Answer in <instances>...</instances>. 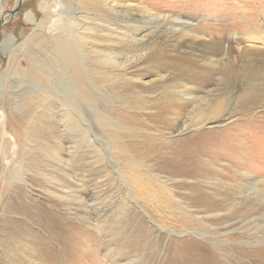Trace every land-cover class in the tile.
Segmentation results:
<instances>
[{
	"label": "bare ground",
	"instance_id": "1",
	"mask_svg": "<svg viewBox=\"0 0 264 264\" xmlns=\"http://www.w3.org/2000/svg\"><path fill=\"white\" fill-rule=\"evenodd\" d=\"M117 4L118 1H111L105 6L108 10H115L114 6ZM18 6L17 4L14 7V11L19 8ZM39 6L44 14V17L39 21L32 10L26 11L24 15L28 22L35 25L34 34L38 36L39 41L34 44V47L36 48L35 51L38 49L41 55L30 57L41 66L38 71H33L29 67L31 62L28 59V64L26 63L29 66L26 67L27 72L25 74L32 77L30 79L36 86L34 87L36 90L30 89L28 92L32 95L33 92H37V89L42 90V93H37L36 101L30 104L31 106L36 107L41 101L46 100L48 105H52L58 110L60 120H63L68 112V107H63L61 100L60 103L52 100L51 95L58 98L54 90H51L53 89L52 84L55 82H57L56 85L64 86L67 91L72 92L77 103L86 102L87 104L90 101L84 98L81 86L85 80L84 77L93 83H97L100 92L106 96L113 97V94L116 95L128 89L129 76L126 72L117 73L114 70L101 67V62L115 64V58L112 55L102 53L99 48L98 45L103 44V42H96L99 35L95 36L92 32L94 24L90 27L93 16L64 0H41ZM1 9L0 0V26L4 23L6 16L17 14V12H12L3 16ZM95 18L93 19L95 20ZM171 20L180 21L182 24L180 26L181 31L185 32L186 35L189 34L188 30L191 26L188 25L189 23L187 24L186 20L178 17L171 18ZM96 21L98 25L106 28L109 34L122 38L126 37L129 31L132 32L128 25H124L122 30L119 29L117 32L116 28L118 27L109 21L105 25V20L102 18H98ZM109 27H114V29L111 30ZM132 35L134 36L133 33H131ZM244 35V37L236 35L235 39L237 41L245 39L252 44L261 43L264 47V29L248 28V30H244ZM13 39V36L6 38L9 43ZM83 41H86L93 57L92 55L86 56L82 51ZM155 55L157 64L155 63L154 69L160 79L163 80L162 74L169 72L174 74L178 71L193 80V82L184 84L178 101L171 100L157 110L152 119L156 127L173 129L176 119L172 121L167 116L181 114L189 106L193 110L201 109L199 122L206 120L205 117L203 118L205 111H203V107L206 106V109L209 108L212 113L210 118L221 116L225 105L222 99L214 102L209 100L210 84L216 82L220 85L230 78L247 83V86L237 95L234 104L240 110L241 117L248 119L241 120L239 117L238 122L234 124H231L228 118L220 121L224 123L210 120L208 125L203 124L205 127L202 125L205 129L203 132L188 134L186 139L178 140V144L174 143L166 148L168 155L165 153L158 155L156 154V142L149 137L143 138L142 136L143 139L141 140L140 135H138L137 137L140 139L137 141L132 138L122 140L123 136L120 137L115 131L116 129H124L128 132L127 136L129 134L134 135L136 133L133 132L136 131V128L141 126L140 117L138 118V114L135 115L132 112L134 107L141 106V101L133 102L124 99L120 103V110L117 113L115 112L111 116L104 114L102 119L103 126L110 127L115 131L116 143L119 142V159L116 160L115 153L113 154L111 146L108 144L105 146L95 142L88 144L81 157L79 155V160L74 162V164L83 163L84 166L88 167L85 170L86 182L82 185V189L74 181L75 177L69 175V173H73L72 167L74 168V165L64 158V153H69L70 156L77 155V149L66 151V147H55V144H50L49 147L42 148L41 157L43 158L41 160L45 157H52L56 161L55 166L36 164L33 167H26L21 161H18L14 163V172L9 170L11 162L4 159L2 166H0L1 175L6 174L11 178L6 182L8 186L13 183L14 185L11 187V196L5 206L4 215L6 217L1 224L0 243L2 248H5L3 252L10 248L13 253L19 251L20 245L24 241H28L26 249H28L29 255L37 258L40 264H42V260L49 262V259L55 258L56 251L41 239L36 238L39 234L37 235L32 230V227L36 226L40 232H46L56 247L61 249L63 259L68 260L71 264H80V257L71 249L75 246V243L70 242L73 239L75 227L69 223L70 217L64 214L58 217L52 212L51 207L46 208L42 203H37L32 195L31 180L33 177L28 178V174L24 172L25 169H29L34 175L46 176L43 178L47 183L44 189L50 195L57 194L62 197L72 194L75 201L77 200L80 204V211L85 215L83 218L91 219L90 214L94 216L92 224H88L94 231L93 234L87 232L90 238L95 236L101 238L107 232L115 233V238L121 242L124 240L135 242L134 248L137 252H140L141 248H145L147 245L151 246L150 251L154 252L153 255H157L163 249L164 257L160 262L161 264H264V248H261L264 247V221H260L261 217L264 218V211L259 215L260 218L249 215L247 219H239L233 223L231 218L233 213L226 212L230 210L224 211L220 208L224 200L208 193L202 185L206 176L214 174L218 176L219 185L233 187L239 190L240 194H247L248 198L255 195L256 201L264 205V177L258 178L250 170L239 169L240 164H248L253 159L249 155L251 147L247 145V142L250 141L244 137L247 134H253L252 129H255L256 132L253 135L259 136L261 142L264 141V55L247 57L224 52L218 58L206 56L187 64H176L169 61L171 57L164 56L163 53ZM17 67H19L18 64ZM135 77L141 80L140 74L130 75V79ZM41 85L44 87L41 88ZM256 85H260L257 91L254 87ZM0 90L2 91V89ZM256 93L260 95L258 100L253 99ZM70 100L72 99L68 98V103ZM111 100L114 101V99ZM24 103H26L25 99L16 101L12 110L23 109ZM255 105L261 110L254 111ZM68 106L70 107L69 104ZM75 113L77 114L76 111ZM8 117L7 109L0 108V135L6 132ZM62 126L66 128L67 123L62 124ZM240 126H246V129L236 133L237 129L235 128ZM13 139L14 136H11V141L8 140L10 142L7 143L8 147L5 150L11 159L18 155ZM214 142H218V147H209ZM71 144L75 146L74 142ZM218 150L226 155L224 159L215 160L212 157L214 152ZM17 151L19 150L17 149ZM100 152L103 153L102 157ZM205 153H209L210 156L202 157L201 154ZM46 167H50L47 169L50 173L56 170L64 177H70L72 181L52 177V174H47ZM123 168L126 171L123 172ZM53 174L55 173L53 172ZM199 178H203L204 181H199ZM53 179L58 183H54ZM113 180L118 182L117 185L112 184ZM7 185L5 186L7 187ZM259 186L263 188L260 189ZM55 188H58V191ZM78 190L79 192L83 190V195L81 192L78 195ZM67 208L68 211H71V207ZM10 212H20L25 221L18 220ZM76 212V208H73L72 213L76 214ZM141 212L150 221V226L141 217ZM66 213L68 214V212ZM79 228L83 229L84 227ZM160 231L167 233V241H164ZM236 243L255 247L235 246ZM122 244L124 245V243ZM118 255L117 253L112 257L115 264H135L140 261L138 256V258L124 256L122 260Z\"/></svg>",
	"mask_w": 264,
	"mask_h": 264
},
{
	"label": "rangeland",
	"instance_id": "2",
	"mask_svg": "<svg viewBox=\"0 0 264 264\" xmlns=\"http://www.w3.org/2000/svg\"><path fill=\"white\" fill-rule=\"evenodd\" d=\"M18 1L19 0H1V12L3 16L12 12H17V14L6 16L4 23L0 26V89H2V91L0 90V108L3 107L7 109L9 113L6 123V132L5 134H1L2 136L0 135V166H2L4 159H8L11 162L9 170L13 172L15 170L13 168L14 163L18 161H21L26 167H33L36 164L42 166H44L43 164H50L55 166L56 161L52 157H45L41 160V158H43L41 157L42 148L49 147L50 144H55V147H66V151L77 149L78 156H70L69 153H64V158L69 162L71 161L72 165H74V168L72 167L73 173H69V175L75 177L74 181L78 184V187L81 188L86 182L84 175H86L85 170L88 167L84 166L83 163L80 164L77 162L74 164L75 160L78 161L83 152L87 149V145L94 142L101 146H105L106 144L110 145L113 154L115 153L114 157L118 160L119 142L116 143L117 138L115 136V131L118 132L120 137L123 136V138H121L122 140L132 138L137 141L140 139L139 137H141V140L149 137L156 142V154L160 155L165 153L168 155V150L166 148L174 143L178 144V140L186 139L189 136L188 134L203 132L205 130V125H208L210 120H217L220 122L228 118L230 119L229 122L234 124L238 122L239 117L241 120L248 119L241 117L242 114L240 110L237 109L234 104L237 95L247 86V83L230 78L220 85L216 82H211L210 84L211 91L208 96L209 100L214 102L218 99H222L225 105L221 116L217 118L214 117L215 119L210 118L212 113L209 108L206 109V106L203 107V111L205 110L203 118L205 117L206 120L199 122L201 109L197 108L193 110L192 107L189 106L181 112V114L167 116L171 118L172 121L176 119L173 129H159L160 127H156L152 119L157 110L171 102V100L178 101L180 98V91L183 89L184 84L193 82V80L189 76L178 71L174 74L170 72L162 74L163 80L160 79L157 71L154 69L155 63L157 64L154 56H156L155 54L163 53L165 54L164 56L171 57L169 61H173L176 64H187L206 56L218 58L221 57L224 52L247 57H260L264 55V47L261 43L252 44L245 39L239 41L235 39L236 35H242L244 37L245 29H264V0H64L68 3L71 2L74 6H78L81 10L93 16L91 17L90 27L94 24L92 28L94 30L92 32L95 36L99 35L96 42H103V44L98 45L99 48L102 53L112 55L115 58V64L101 62V67L114 70L117 73L126 72L127 76H129V78H126H128L129 81L127 90L117 93L118 95L113 94V97H110L100 92L97 83H93L90 79L84 77L85 80H83V85L81 84V86L83 88L84 98L90 101L89 104L91 105L86 102L77 103V99H75L72 92L67 91L64 86L56 85L57 82H55L52 84L53 89L51 90H54L58 98L51 95L52 100L56 103H60L61 100L63 107H68V112L63 120H60L61 118L59 117L60 113L58 110H56L54 106L48 105L46 100L44 102L41 101L36 107L30 105L36 101L37 93H42V90L37 89V92H33L32 95L28 92L30 89L36 90L34 89L36 86L33 85L30 79L32 77L25 74L27 72L25 69L29 66L27 65V59L31 62V66L29 67L32 68L33 71H38L41 66L31 58L34 55H41L38 49L35 51L36 48L34 47V44L39 41L38 36L34 34L35 25L28 22L24 15L26 11L32 10L39 21L44 17V14L39 6L41 0ZM111 1H118V4L114 6L115 10H108L105 6ZM17 4L19 8L14 11V7ZM94 17H96L95 20L93 19ZM174 17L181 18L182 20H186L187 24L189 23L188 25H190L192 29L189 28L188 35L181 31L180 26L182 24L180 21L171 20V18ZM98 18L105 20L104 25L108 23L107 21L114 24L118 27L116 28L117 32H119V29L122 30L124 25H128L132 32L129 31L126 37L123 38L121 36L109 34L106 28L98 25L96 21ZM109 28H111V30L114 29V27ZM131 33H133L134 36H131ZM9 36L14 37L11 43L6 40ZM81 47L86 56L92 55L93 57L86 41H83ZM17 64L19 67H17ZM133 74H140L141 80H138V77L130 79V75ZM40 87L42 88L44 86L41 85ZM254 87L257 91L260 85ZM259 97L260 95L256 93L253 99L258 100ZM68 98L72 99L69 103ZM24 99L26 103H24L23 109L19 111L12 110V106L16 101ZM111 99H114V101ZM124 99L133 102L141 101V106L134 107L135 109L132 111L135 115L138 114L137 116L138 118L140 117L139 119L141 121V126L137 127L136 131L133 132L136 133L134 134L136 136L130 134L127 136L128 132L124 129H116L113 131L114 129L105 127L102 124L103 115L111 116L113 113H117L120 110L119 105ZM253 110L260 111L261 109L259 110V107L255 105ZM226 122L228 121L226 120ZM65 123H67V127L63 128L62 124ZM235 129H237L236 133H238L240 130L246 129V126L236 127ZM252 132L254 134L256 130L252 129ZM253 134H247L244 137V139L250 141L247 142V145L251 147L249 155L252 156L253 159L249 161L248 164H240L239 169L250 170L254 172L258 178H262L264 177V141L261 142L260 137ZM138 135L140 136L137 137ZM11 136H14L12 141L16 144V153L18 154L13 159H11L9 154L7 153V155L5 151L8 147L7 143L11 141ZM73 142L75 146L71 144ZM5 144H7V146H4ZM218 145V142H214L209 147H218ZM17 149L19 151H17ZM100 154L102 157L103 153L100 152ZM201 156L208 157L210 155L209 153H205L201 154ZM225 156L226 155L219 150L212 155L215 160L224 159ZM42 168L44 169L45 167ZM47 169H50V167H46V170ZM122 171L124 172L126 169L123 168ZM24 172L28 174V178L33 177V180H31V188L33 189L32 195L35 197L37 203H42L46 208L51 207L52 212L57 214L58 217L62 214L70 217L69 223H72L73 227H75L73 239L70 240V242L75 243V246L72 248L70 245V247L80 257V264H115L112 257L117 253L119 254L118 257L122 260L124 256H129L130 258L139 257L140 261L135 264H161L160 262L164 257L163 249L157 255H153L154 252L150 251L151 246L147 245L145 248H141L140 252H137L134 248L135 242H126V240L121 242V240L115 238V233L107 232L104 233L101 238L96 236L90 238L87 232L93 234L94 231L88 224H92L94 216L90 214L91 219L83 218L85 215L80 211V204H78L79 202L77 200L75 201L72 194L63 195L62 197L57 194L50 195L44 189L47 184L43 179L46 177L45 175H34L29 169H25ZM53 172L55 174H53ZM53 172L50 173L47 170V174H52V177L72 181L70 177H64L56 170ZM2 175L0 172V236L2 235L1 224L6 217L4 215L5 206L11 196V187L14 185L13 183L11 186H8L6 182L11 180V178L6 174H4L5 177ZM213 175H208L209 177L206 176L205 181H208V183H205L203 178H201L202 180L199 178V181H204L205 185L202 184L204 190L212 195L214 194L216 198L224 200V206L222 205L220 208L224 211L230 210L226 212L233 213L231 216L233 223L239 221V219H247L249 215L260 218L259 215L263 213L264 205L256 201L255 195L248 198L246 196L247 194H240L239 190L233 187L219 185L217 180L218 176ZM53 182L58 183L54 179ZM117 183L118 182L115 180L112 182V184L116 185ZM5 185H7V187ZM259 187L260 189L263 188L262 186ZM55 189L58 191V188ZM80 192L82 193L83 190ZM80 192L79 190L77 191L78 195L81 194ZM67 207H71V211H68ZM73 208H76V214L72 213ZM66 212H68V214ZM10 213L15 215V218L18 220L25 221L20 212ZM141 217L148 222L149 226L151 225L143 212H141ZM261 218L260 221H264V218ZM81 226L84 228L80 229L79 227ZM32 230L37 235L39 234V236H36L37 239H41L57 253L55 258H52L53 261L50 259L48 260L49 262L42 260V264H49L51 262V264H71L68 260L63 259V256H61V249L56 247V244L46 232H40L36 226H33ZM235 233H237V231H235ZM160 234L163 235L164 241H167V233L160 231ZM195 238L197 237L195 236ZM26 243L28 245V241H24L20 245L19 251H14V253L11 252V248L3 252L5 248H2L0 243V262H2L0 264H40L37 258H33L29 255L30 253L27 251L28 249H26ZM122 243H124V245ZM234 245L255 247L239 243Z\"/></svg>",
	"mask_w": 264,
	"mask_h": 264
}]
</instances>
